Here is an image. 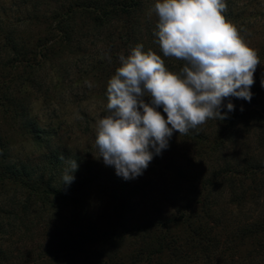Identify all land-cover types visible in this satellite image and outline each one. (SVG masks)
Instances as JSON below:
<instances>
[{"label":"trees","instance_id":"1","mask_svg":"<svg viewBox=\"0 0 264 264\" xmlns=\"http://www.w3.org/2000/svg\"><path fill=\"white\" fill-rule=\"evenodd\" d=\"M138 3L0 0V264H264L263 213L247 212L240 220L236 212L215 210L226 188L237 206L264 196V155L248 152L237 162L228 155L240 121L247 127L258 122L264 150V77L254 78L245 110L232 111L223 121L209 119L187 135L174 132L169 147L154 156L149 167H162L164 153L188 144L206 169L188 177L194 185L188 198H178L179 190L172 193L167 211L156 203L155 193L170 190L155 188L152 170L126 181L97 159V126L85 133L78 122L82 137L72 144L60 110L45 124L35 115L36 103L63 110L66 95L73 105L81 100L82 94L66 85L71 73L79 78L73 81L79 90L89 92L83 81L88 78L96 97L108 102L107 85L121 66L119 57L144 45L128 22ZM120 17L127 22L119 40L115 25ZM106 29L112 31L103 42L110 45L108 53L101 41ZM259 50L264 72V45ZM15 136L35 152L15 151ZM68 159H76L79 167L74 181L65 185ZM173 169L185 180L186 172Z\"/></svg>","mask_w":264,"mask_h":264},{"label":"clouds","instance_id":"2","mask_svg":"<svg viewBox=\"0 0 264 264\" xmlns=\"http://www.w3.org/2000/svg\"><path fill=\"white\" fill-rule=\"evenodd\" d=\"M226 10L225 0H156L149 9V17H158L154 43L163 57L184 65L169 71L161 55L145 52L143 44L119 57L121 66L107 85L109 114L97 121L95 139L97 159L117 176L127 181L143 175L174 132L187 135L209 119H227L235 106L229 102L223 111L225 98L251 101L260 58ZM78 167L76 159L66 161L63 184L74 181Z\"/></svg>","mask_w":264,"mask_h":264},{"label":"rangeland","instance_id":"3","mask_svg":"<svg viewBox=\"0 0 264 264\" xmlns=\"http://www.w3.org/2000/svg\"><path fill=\"white\" fill-rule=\"evenodd\" d=\"M137 1H139L138 4L140 6L137 8V11L134 12L133 17H131L128 22L129 24L131 23V25L134 27V31L138 35L140 40H143L144 51L147 52L149 49H151L157 54H160L165 61L166 68L169 71L179 72L183 67L184 62L181 60H177L174 57H163L162 52H160L159 45L154 43L156 37L153 35V32L156 28L158 17H156L154 13L151 17H149L148 12L149 9L154 6L156 0ZM225 3L227 5V10L224 12L226 19L240 30L241 36L251 48L256 50L257 53H261L259 48L264 45V17H262V14L264 13V0H225ZM120 18L121 19H119V21H117L115 25V27L117 28V33L113 32L115 33L116 39L119 38V40L122 39V37H118V34H122V36H125V23L127 22V19L125 17ZM111 33L112 31L109 29H106L105 31L103 30V34L101 36L102 44L104 41H106V38L110 37L109 35ZM109 47L110 45L106 47L103 44L102 49H104L106 52L109 51ZM259 67L260 65L257 66V70L254 73V78L256 79L264 77V72H262ZM71 75L73 76L72 80H70L71 83L68 82L66 83V85L74 88L73 91H75V93L78 92L82 94L81 100L76 101L75 105H73L72 100L68 98V95H66L62 102L63 104L65 102L67 103H65L66 108L63 109L64 113L63 110H61L62 108L56 107V104L46 105V103L43 104L41 102L36 103L33 106L35 108V115L37 116V118H40V120H42L41 122L44 124L46 121L51 119L54 111L60 110V114H64L61 123L64 126L65 138L73 144L77 142L75 141L76 139L78 140V138L82 137V135L78 131V122L82 124V132L86 133L88 127L93 130L94 127L97 126V121L105 117L109 113L106 109V100L100 99L94 94V84L91 81L88 82V78H83V81L86 83L85 85L90 89L89 92L85 94V89L82 88L79 90L80 87L73 82L79 81L76 73H71ZM147 99L148 98H146V100ZM229 102H231L235 106V112H233L235 115L236 113L238 114V110H241V108L245 110L244 99H239L236 97L225 98L224 105L226 110V105ZM79 104H81L82 110H85L89 113L88 120L80 115ZM161 113L165 116L166 119V114H164L163 111ZM233 113L230 112L228 115H231ZM216 120L217 119H215L214 121L216 122ZM248 127L245 122H239V125L234 132L235 144L229 145L228 155L231 161H242L245 158L244 155L248 152H251V154H253V156H255L256 158H261L264 155V150L261 147L262 128L255 120L251 121L250 125L248 124ZM13 139V144H15L16 146L15 151H21L24 156L32 155L35 152V147H33V145H31L30 143H26L24 140H22V138L15 136ZM80 142L81 146H83V141L81 140ZM160 162L163 163L162 167H148L144 172L148 173L150 172V170H152L151 176L153 178L154 176H156L154 179V181L157 182V184H155L156 189L170 190L168 195L161 194L158 191L155 193V201H157L156 203L160 202V206H164L165 211H167L169 204L173 199H175L174 194L172 193H174L175 190H179L180 193H178V198H188L191 195L190 191L193 190L192 187H194V185L190 183L189 180L187 181V179H189L188 177L191 176V173L194 172H196L195 175L201 173L203 174L206 172V169L201 167V161L195 156V152H193L192 147L188 144L185 145L183 143H181L179 150L176 148L172 154L164 153ZM175 166L181 168V170L186 172V177L184 178L185 180H180L175 177L173 169V167ZM148 169L150 170L147 171ZM233 199L234 197H232L231 199L230 191L226 188L221 200H219L220 205L215 210L217 212H223V210L224 212H236V214L240 215L238 216L240 220H245L246 216L244 215L247 214V212H262L264 215V196L261 197L257 202H245L244 199L240 206L232 204L231 200ZM238 212H242V216ZM236 262H240V260L237 259Z\"/></svg>","mask_w":264,"mask_h":264}]
</instances>
